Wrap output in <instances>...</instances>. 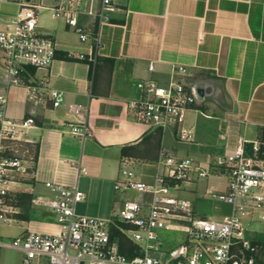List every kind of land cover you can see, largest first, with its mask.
<instances>
[{
  "label": "crops",
  "instance_id": "0c3cea01",
  "mask_svg": "<svg viewBox=\"0 0 264 264\" xmlns=\"http://www.w3.org/2000/svg\"><path fill=\"white\" fill-rule=\"evenodd\" d=\"M118 1L123 8L114 11L111 21L97 30L94 64L76 57L85 50L62 20L47 10L40 13L38 29L57 41V50L49 67H27L26 78H46L62 91L66 101L59 108L35 109L22 86L5 87L0 51L5 115L22 120L35 111L26 141L36 147L30 156L36 177L15 185L12 203L17 212L3 224L15 231L1 239L26 230L58 231L54 216L31 203L37 194L53 195L44 187L45 181L76 185L83 192L84 199L75 206L76 214L109 219L124 199L137 196L114 189L121 157L133 158L139 177L149 181L161 150L190 156L206 165L216 154L233 148L239 137L252 140L264 134V0ZM16 11L13 0L0 2V29ZM150 62L155 72L148 71ZM173 64H182L191 72L201 71L208 86L205 98L196 105L202 113H186L184 127L192 129V140L185 143L176 142L173 135L159 128L136 122L125 109L126 101L138 94V80L163 76ZM69 104L79 105L80 114H86L91 136L83 141L66 132L69 122L74 121L67 112ZM191 112L196 118L189 120ZM223 190L225 178L210 176L178 194L187 199L182 194L208 196V192ZM17 197L27 198L32 205L27 218L18 215L21 206L14 202ZM33 209L41 211L33 215ZM169 231L177 237L167 238V246L184 237L183 230ZM42 263L49 264L46 258H41Z\"/></svg>",
  "mask_w": 264,
  "mask_h": 264
},
{
  "label": "built area",
  "instance_id": "2783aa9c",
  "mask_svg": "<svg viewBox=\"0 0 264 264\" xmlns=\"http://www.w3.org/2000/svg\"><path fill=\"white\" fill-rule=\"evenodd\" d=\"M13 2L17 11L0 29L3 85L22 86L27 101L35 109L59 108L66 101L62 91L46 78L33 81L26 78L27 67H49L57 50V41L38 29L40 13L47 10L53 18L62 20L85 50L76 57L94 64L97 30L111 21V14L123 5L118 0ZM148 71H156L153 62L149 63ZM206 86L201 71L191 72L182 64H173L163 76L138 80V94L126 101L125 109L136 122L168 132L178 143L189 142L192 129L184 127L186 113L190 110L202 113L196 105L205 98ZM5 103V94L0 93V131L12 135L34 125V110L25 119L11 120L5 116ZM81 110L79 105H68L67 112L74 121L69 122L66 132L83 141L91 136V131ZM1 139L0 153L5 149ZM33 161L30 156L0 155L1 225L9 223L11 215L17 212L12 203L15 185L35 179ZM134 164L131 157L119 160L114 189L137 196L124 199L111 219L76 214L75 206L84 199L83 192L76 185L67 187L45 181L44 187L53 195L37 194L31 203L54 216L58 231L26 230L10 240L0 238V252L2 248L18 250L20 264H40L41 258H46L49 264H259L258 254L263 245L246 237L244 223L264 221V134L252 140L239 137L233 148L216 154L206 165L190 156L161 150L149 181L139 177ZM210 176L225 178V190L208 194L231 204V214L198 217L192 211L191 201L179 196L186 187ZM169 230H183V239L167 246L162 232ZM114 231L117 234L112 236ZM120 236L136 247L137 254L127 257L120 252ZM261 261L264 263V256Z\"/></svg>",
  "mask_w": 264,
  "mask_h": 264
},
{
  "label": "rangeland",
  "instance_id": "374dc122",
  "mask_svg": "<svg viewBox=\"0 0 264 264\" xmlns=\"http://www.w3.org/2000/svg\"><path fill=\"white\" fill-rule=\"evenodd\" d=\"M206 88H208V86H206ZM209 95H207L206 97H208ZM187 117L189 120H191V119H195L196 115L195 113L191 112L188 114ZM11 136H14L15 138H20L21 140L16 141V139H12ZM0 137L2 138L1 139L2 144H4L5 146L4 151L0 153V155H2L3 157H12L13 155L16 156L18 155L19 157L34 156V152L36 148L35 143L32 142L28 143V141H23L29 139L27 135V130H19L13 133L12 135L11 133L7 134L6 131H0ZM201 194L202 193L199 194L198 192H195L194 194H188V193L182 194L184 197H187V199L191 201L192 211L198 217L219 218L221 216L231 214V204L214 199L209 195L203 196V194L202 195ZM14 202L15 204L21 206L20 208L21 211L18 215H20V217L27 218L28 212L31 211L32 209V205L27 200V198L20 199L17 197V199L14 200ZM40 211L41 209L40 210L33 209L32 213L34 212L33 215H35V214H39ZM244 225L247 228V230L245 231L246 237L257 244L263 245L264 248V221H258V220L247 221L244 223ZM14 231L15 229L10 228L9 226L0 225V236L9 237L13 235ZM162 235L166 239L167 238L174 239L177 237V233L172 231H163ZM123 238L121 239L123 242V248L126 250L131 248L132 246L131 242H128L127 239L124 240ZM5 239L10 240L11 238H5ZM263 255H264V250L260 251V253L258 254L259 264L261 262V258ZM20 258H21V253L16 249H11V248L1 249L0 264H20Z\"/></svg>",
  "mask_w": 264,
  "mask_h": 264
},
{
  "label": "trees",
  "instance_id": "16d2710c",
  "mask_svg": "<svg viewBox=\"0 0 264 264\" xmlns=\"http://www.w3.org/2000/svg\"><path fill=\"white\" fill-rule=\"evenodd\" d=\"M115 234H117V232L116 231H114L113 233H112V236L113 235H115ZM121 237V236H120ZM122 237L120 238V246H119V249H120V252L122 253V254H124V255H126L127 257H130V256H133L134 254H137V249H136V247L135 246H131V248H129V249H124L123 248V242H122ZM260 264H264L262 261L260 262Z\"/></svg>",
  "mask_w": 264,
  "mask_h": 264
},
{
  "label": "water",
  "instance_id": "95a60500",
  "mask_svg": "<svg viewBox=\"0 0 264 264\" xmlns=\"http://www.w3.org/2000/svg\"><path fill=\"white\" fill-rule=\"evenodd\" d=\"M206 89H207V88H205V90H204L205 94H206ZM198 91H199V93H200L201 95H203V94H204V93H203V90H202L201 88H199V90H198Z\"/></svg>",
  "mask_w": 264,
  "mask_h": 264
}]
</instances>
